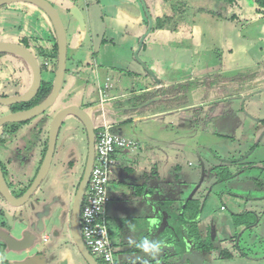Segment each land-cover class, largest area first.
<instances>
[{
  "label": "rangeland",
  "instance_id": "1",
  "mask_svg": "<svg viewBox=\"0 0 264 264\" xmlns=\"http://www.w3.org/2000/svg\"><path fill=\"white\" fill-rule=\"evenodd\" d=\"M46 1L54 7L66 31V71L50 108L29 121L3 125L8 135L0 137V163L14 195L35 174L57 112L69 106L88 109L112 102H100L99 89L106 78L119 77L111 92L125 95L111 103L114 109L134 104L128 97L146 87L142 78L147 85L153 84L134 58L148 25L142 9L139 14L120 11L115 0ZM182 1L170 0L173 11L181 15L164 26L170 31L182 29V34L177 33L175 38L151 32L138 58L162 82L165 92L177 89L181 103L177 104L190 111L187 116L192 118V135L171 122L170 114L149 116L164 109V104L152 106L154 103L141 114L116 111L110 131L142 143L162 131L166 140H175L180 154L179 169L173 170L178 181L175 177L171 181L177 192L172 209L193 193L201 206L202 239L211 240L215 247L201 253L198 264H264V11L259 10L256 0H230L229 6L218 7L222 14L219 21H200L199 32L190 35V22L182 16L186 11ZM146 3L152 17L162 9V4L155 6L153 0ZM13 7L15 12L0 8V14H5L6 22L8 15L19 14L21 19L13 22L16 34L17 24L25 27V17L32 16L21 13V3ZM37 60L42 84L52 83L56 61H52L54 69L50 70L44 67L42 57L37 56ZM9 88L3 81L0 96L12 95ZM253 92L257 93L247 96ZM19 106H0V115ZM97 112L100 110L91 111L95 120L99 119ZM135 116L141 119L135 121ZM217 116L233 119L231 132L218 133L213 123ZM12 127L16 130L11 131ZM175 135L180 137L176 139ZM86 156V133L77 117L68 115L60 127L48 174L31 199L21 207H10L0 197V262L20 263L41 255L45 264H86L72 242L69 223ZM229 171L233 175L230 180H218L219 176L230 175ZM241 213L250 215V226L236 236L232 218L237 219ZM173 224L180 226L178 218ZM107 225L116 252L110 221ZM26 238H31L26 247L12 245ZM222 252L231 256L224 257Z\"/></svg>",
  "mask_w": 264,
  "mask_h": 264
},
{
  "label": "crops",
  "instance_id": "2",
  "mask_svg": "<svg viewBox=\"0 0 264 264\" xmlns=\"http://www.w3.org/2000/svg\"><path fill=\"white\" fill-rule=\"evenodd\" d=\"M20 3L21 7L23 6L21 13L29 14L32 18L25 17V27H19L18 23V32L15 34L14 30L16 29V26L13 22L21 19L18 16L19 14L14 13L13 15H8L7 22L5 14H0V42L18 43L30 50L36 57L38 56L37 53L39 48L51 51L54 43L56 42L54 30L49 19L41 9L35 5L25 2L11 3L0 8H5V11L11 9V11L9 10L10 12H15L16 7H13L14 4ZM159 5H161V2ZM117 8H119L120 11L124 10L120 7ZM154 17L155 16L152 18ZM215 18L216 19L213 20V23L210 20L207 22L214 24L216 20L219 21L220 19L219 16H216ZM200 21L198 19V21L191 23L193 27L191 28L190 35L193 34L194 31H198L199 26L197 24ZM202 21L206 22V20ZM153 28L151 30L153 33H162V35H164V33L165 35L172 34L175 38L182 34V29L170 31L163 27L154 31ZM8 29L10 32H13L8 33ZM177 33H179V35H177ZM48 63L53 65V62ZM3 81L9 83V90L13 93L10 96L24 93L28 89L31 81L30 71L26 63L14 55L0 53V85ZM142 81L146 86L144 89L148 91L154 89V83L152 85H147L146 79L144 78H142ZM160 84L162 85L161 81ZM156 86L159 87L158 85ZM109 95L111 97L114 96L111 91L109 92ZM114 97L113 101L119 99L120 97H125V95ZM112 102L102 104L99 108L100 113L97 112L103 123L109 124L110 126L113 124L112 117L117 109L129 107L123 106L119 108L116 107V109H114L115 107L111 104ZM123 112L130 114L129 110ZM189 113L190 111H184L181 107L172 110H166V108H164L160 112L157 111V113L149 116L159 115L163 117L170 114L171 116L169 119L171 122H177L183 130L185 129L187 133L189 132L190 135H192V131L189 130L192 129V118L187 116ZM173 118H175V120ZM133 119L137 121L140 120L141 117L135 116ZM213 123L215 129L218 130V133L228 134L234 127L233 119L228 116H221V118L217 116L214 118ZM110 129L112 128L110 127ZM163 132L164 131H162L158 136L147 137V140H144V143L140 142V139L134 140L133 138L123 136L127 139L137 141L138 147L130 151H119L114 155L115 165L112 167L107 187L110 201L106 207V225L110 221L111 231L115 234V256L118 264H144L145 261H147L148 264H167L169 262H172V264H198L200 252L197 249L196 243H194L191 238H193L195 234L203 236V232L201 231L203 224H201L202 221L198 216L195 223H192V218L197 213V211L192 208H190L188 213L182 215L184 203L189 199H195L193 193H191L188 198L182 199L180 205L175 210L172 209V205L168 210V214L170 215L173 223L176 221V217H185L184 221L181 220L182 217L179 219L180 226H177L176 230L180 232L181 227L184 230V234L194 251V263L189 261L184 262L182 259L180 260V258L177 259V257H175V255H177V247H174L173 249L172 246L168 244V238L165 235L166 232L161 233L159 226L160 222L157 217L158 215L160 218L163 217V212L165 210L164 200L174 199V202L176 201L177 192L172 188L171 181L174 177V179H177L178 177V174L176 175L173 173V170L175 169L176 171V169H179L177 162L180 154V150L177 148L175 140H166V138L162 136ZM113 133L118 134V132ZM255 135L256 134H254V137ZM175 137L177 139L180 136L175 135ZM142 139H144V136ZM232 176L233 175H231V177L227 180H230ZM176 181H178V179ZM183 181L184 180L181 178L180 182ZM161 211L163 212L161 213ZM166 217L167 216H165V218ZM232 223L235 231L233 218ZM152 234L154 237H152ZM108 235L110 237L109 232ZM216 235H218V229H216ZM145 237H147L150 242H164V246L160 249L159 254L155 255L154 258L153 254L144 253L136 247V245H138ZM129 241H131V243Z\"/></svg>",
  "mask_w": 264,
  "mask_h": 264
},
{
  "label": "water",
  "instance_id": "3",
  "mask_svg": "<svg viewBox=\"0 0 264 264\" xmlns=\"http://www.w3.org/2000/svg\"><path fill=\"white\" fill-rule=\"evenodd\" d=\"M16 2H25L32 5H35L39 9H41L44 14L49 19L55 35L56 40V46H57V59H56V68L54 72V79L52 82V88L49 95L38 105L31 107L26 110H21L13 113H8L0 117V127H2L5 124H11V123H21L25 121H29L41 114H43L48 108H50L61 89V86L63 84V79L66 71V55H67V39H66V31L64 28V25L54 9V7L49 4L46 0H0V7H3L5 5L16 3ZM143 5L144 12L147 17L148 25L147 30L145 34L141 37L139 41V45L137 50L134 53L135 60L140 64V66L144 69V71L147 73L148 77L152 80L153 83L156 85H160V81L157 80L156 76L152 74L147 67L142 63L138 58V53L140 49L142 48L143 41L146 39V37L151 33V30L153 28V22L152 17L150 16L146 6ZM0 53H8L11 55H14L20 59L29 68L30 75H31V81L28 89L19 95L15 96H0V106L1 107H12L16 104H25L30 102L34 97L37 95L40 85H41V70L40 66L38 64L37 57L33 55V53L25 48L24 46L18 44V43H12V42H0ZM260 92V91H259ZM257 92L250 93L247 95L248 97L252 96ZM247 97V98H248ZM161 98L157 97L152 100H148L147 102L143 103L142 105H139L137 107H128V108H119L117 111H127V110H141L151 103H155L160 101ZM168 100V99H166ZM100 106L96 105L94 107L88 108V109H80L76 106H69L66 107L59 112H57L54 117L51 120L50 129L48 133V145L47 150L43 159V162L41 164V167L38 171L37 176L33 180L32 184L28 188V190L22 195V197L15 198L13 197L9 189L4 181V178L2 176L1 168H0V195L1 197L11 206H19L26 202L28 198L36 191V189L39 187L41 182L43 181L44 177L46 176L50 164L52 162L53 153L55 150L56 145V139L58 130L68 115H73L77 117V119L81 122L85 129L86 133V139H87V156H86V162L83 169V173L81 176V179L79 181V184L76 189V193L73 199L72 207H71V213H70V235L72 242L77 249L78 253L84 260L86 264H98L97 261L92 257V255L89 253L87 248L84 246L81 233H80V226H79V215H80V209H81V203L83 200L84 192L89 180L90 171L93 164L94 159V145H95V128L98 127L100 122H102V119L99 118L95 120L91 116V111L98 110ZM109 125V124H108ZM110 126V125H109ZM111 127V126H110ZM174 203V199H168L164 200L165 210L163 212V217H159V226L161 229V233L166 232L167 237V230H169L170 237L168 238V244L174 247H177L175 257L177 259L180 258L182 261H189L191 263H194L195 256L194 251L191 248V245L189 241L186 238V235L184 234V230L181 227V231H177V227L174 226L173 221L171 220L170 215L168 214V210L171 208V206ZM167 210V211H166ZM160 213V214H161ZM165 216H167L165 218ZM178 217H176L177 220ZM179 220V219H178ZM154 223V218H153ZM179 232V233H178ZM152 237L154 235L152 234ZM30 241L27 239L20 241V242H12V245L18 249H22L26 247ZM193 251V252H192ZM182 262V263H184ZM12 264H45L43 258L41 255H36L32 258H29L23 262L20 263H12ZM167 264H172V262H169Z\"/></svg>",
  "mask_w": 264,
  "mask_h": 264
},
{
  "label": "built area",
  "instance_id": "4",
  "mask_svg": "<svg viewBox=\"0 0 264 264\" xmlns=\"http://www.w3.org/2000/svg\"><path fill=\"white\" fill-rule=\"evenodd\" d=\"M44 65L49 67L48 62ZM118 81L105 79L103 87L99 89L101 103L114 100L115 97H111L109 92ZM137 147L136 141L112 133L110 126L103 121L95 128L94 159L81 203L79 226L84 246L100 264H118L106 225V207L110 201L107 187L115 165L114 155Z\"/></svg>",
  "mask_w": 264,
  "mask_h": 264
},
{
  "label": "flooded vegetation",
  "instance_id": "5",
  "mask_svg": "<svg viewBox=\"0 0 264 264\" xmlns=\"http://www.w3.org/2000/svg\"><path fill=\"white\" fill-rule=\"evenodd\" d=\"M235 0H233V2H234ZM115 2V5L117 6V7H120V8H122V9H125V10H128L129 12H134V13H137V14H139V12L141 11V9L143 10V12H144V9H143V3H144V5L146 6V8H147V10H148V12H149V14H150V16H151V13H150V10H149V8H148V6H147V3H146V0H135V1H133V2H131V1H126V0H115L114 1ZM139 2V3H138ZM227 2V3H226ZM229 2L231 3V1L230 0H191V2L189 1V0H183L182 2H181V4H183V7L182 8H184V9H186V11H184V13H183V18H185L186 19V21L187 22H190V29L193 27L192 26V22H195V21H198V19H199V21L201 20H206V21H208V20H210L211 22H213V20H215L216 18V16H219V17H221L222 16V14L220 13V12H218V7H220L221 5H223V6H225V5H227V6H229ZM153 3L155 4V1L153 0ZM161 6H162V9H159V13H158V15L157 16H155L154 18L155 19H157L158 17H161V18H165V17H169V16H171L172 14H173V19L177 16V17H179L181 14L180 13H178V12H175V11H173L174 10V8L172 7V5L170 4V2H161ZM233 4V3H232ZM235 4V3H234ZM159 5V4H158ZM155 6H157V4H155ZM216 6H218V7H216ZM216 7V8H215ZM259 10H261V11H264V7H262V6H259ZM145 13V12H144ZM185 14V15H184ZM146 15V14H145ZM152 17V16H151ZM183 20V19H182ZM203 22V21H202ZM142 47H143V45H142ZM141 50V49H140ZM44 65V64H43ZM53 65H50L49 64V67H45V65H44V67L46 68V69H50V70H53L54 69V67H52ZM55 70V69H54ZM148 76V75H147ZM42 83V82H41ZM52 84V83H51ZM143 84V83H142ZM155 84V83H154ZM233 84V83H232ZM41 86V85H40ZM51 88H52V86H51ZM261 91V90H260ZM147 93H151V97L149 98V99H147L145 102H147L148 100H152V99H155V98H157V97H160L161 98V100L160 101H166V99H168V100H170L172 97H169L167 94H166V92H165V89H164V87L160 84L159 85V87H157L156 86V84L154 85V89H152V90H146V89H142V90H140L138 93H134V94H132L130 97H133V96H137V95H144V94H147ZM176 97H178L177 95H176ZM175 97V98H176ZM145 102H143V103H145ZM159 102V101H158ZM143 103H141V104H139V105H142ZM156 103V102H155ZM139 105H137V106H139ZM137 106H134V105H130L129 107H137ZM9 108V107H8ZM20 108V107H19ZM21 110H26V109H19V110H10L8 113H13V112H17V111H21ZM139 110H130V114H133V113H137ZM210 111L213 113V108H210ZM7 113V114H8ZM1 116H3V115H0V117ZM214 120V119H213ZM63 123V122H62ZM62 125V124H61ZM61 127V126H60ZM82 127H83V125H82ZM219 127V126H218ZM11 129H13V130H11V131H15L16 129L13 127V128H11ZM83 129H84V127H83ZM59 130H60V128H59ZM59 130H58V134H59ZM84 131H85V129H84ZM58 134H57V137H58ZM8 135V130L6 129V130H4V127L2 126V127H0V137H6ZM1 139V138H0ZM56 141H57V139H56ZM47 145H48V136H47V139H46V148H45V151H44V153H43V155H42V157H41V160H40V162H39V164H38V167H37V170H36V172H35V174L33 175V177H32V179L30 180V182L28 183V185L25 187V188H23V189H21V191L19 192V193H17V194H12L11 192H10V190H9V192H10V194L13 196V197H15V198H19V197H22V195L28 190V188L30 187V185L32 184V182H33V180L35 179V177L37 176V174H38V171H39V169H40V167H41V164H42V162H43V159H44V156H45V153H46V150H47ZM56 146V145H55ZM54 152H55V150H54ZM53 155H54V153H53ZM53 158V157H52ZM50 166H51V164H50ZM69 168H73V166L71 165V164H69ZM0 168H1V172H2V176H3V178H4V170H3V166L1 165V163H0ZM49 169H50V167H49ZM49 171V170H48ZM47 174H48V172H47ZM47 174H46V176H47ZM45 176V177H46ZM45 177H44V179H45ZM43 179V180H44ZM5 181V180H4ZM6 183V182H5ZM42 183V182H41ZM7 185V184H6ZM41 185V184H40ZM39 185V186H40ZM39 188V187H38ZM37 188V189H38ZM9 189V188H8ZM36 189V190H37ZM36 192V191H35ZM34 192V193H35ZM33 193V194H34ZM33 194L28 198V200L26 201V202H24L23 204H21V205H19V206H15V207H21V206H23V205H25L30 199H31V197L33 196ZM0 197H1V195H0ZM2 198V197H1ZM3 199V198H2ZM4 200V199H3ZM5 201V200H4ZM6 202V201H5ZM7 203V202H6ZM8 204V203H7ZM9 205V204H8ZM10 207H13V206H11V205H9ZM71 213V212H70ZM71 217V216H70ZM8 219H11L9 216H8ZM69 223H70V221H69ZM28 241H30V239L31 238H26ZM200 252V251H199ZM201 253H206V252H200V255H201ZM199 259H201V257L199 258Z\"/></svg>",
  "mask_w": 264,
  "mask_h": 264
},
{
  "label": "trees",
  "instance_id": "6",
  "mask_svg": "<svg viewBox=\"0 0 264 264\" xmlns=\"http://www.w3.org/2000/svg\"><path fill=\"white\" fill-rule=\"evenodd\" d=\"M155 4H159L160 2H170V0H154ZM256 2L264 7V0H256ZM173 19V14L170 17H165V18H161L158 17L157 19L152 18V20H155L154 25V30L156 29H161L165 26L166 21L168 20H172ZM38 56L43 58V64L47 61V62H52V61H56L57 59V46H56V42L54 43L53 49L51 51H47L44 50L42 48L38 49ZM54 67V66H53ZM51 92V83L48 82H44L43 84L41 83V86L39 88V91L37 93V95L34 97V99H32L30 102L25 103V104H21V106H19V109H29L31 107H34L36 105H38L39 103H41ZM166 94L169 97H173V96H178L176 97L174 100L170 99V100H166V101H159L154 103L152 106L158 105V104H164V108H166V110H172L175 108H183L182 106H180V100H179V95L177 93V89H173L170 92H166ZM151 97V93H147L144 95H137V96H133V97H128L129 100L134 99V106H137L143 102H145L147 99H149ZM131 103V102H130ZM129 103V104H130ZM179 103V104H177ZM151 105H149L147 108H143L141 110H139L136 114H141L142 112L146 111L148 108L151 107ZM124 105H119V107H123ZM126 106V105H125ZM18 109V110H19ZM13 128V127H12ZM232 174H227L226 176H219L218 180H223L225 178V180L229 179L231 177ZM200 203L198 200L196 199H189L184 203V207L182 208V215L185 213H188L190 208H192L193 210H196L197 213L193 216L192 218V223L194 224L196 221L197 216L200 217L201 214V208H200ZM237 219L234 218V228H235V233L236 236H238L240 234L241 231H243L244 229L248 228L249 225V217L250 215L248 214H239L237 215ZM182 216H178V219H181ZM182 221L185 220V217L183 216ZM193 240L194 243H196L197 245V249L200 252H206L209 253L210 251H212L214 249L213 245L214 243L211 240H206V239H202V236L200 234H195L193 238H191ZM221 255H224L226 257H230V254L227 253H222ZM0 264H9L8 262H0Z\"/></svg>",
  "mask_w": 264,
  "mask_h": 264
},
{
  "label": "clouds",
  "instance_id": "7",
  "mask_svg": "<svg viewBox=\"0 0 264 264\" xmlns=\"http://www.w3.org/2000/svg\"><path fill=\"white\" fill-rule=\"evenodd\" d=\"M131 243V241H129ZM164 246L163 241H155V242H150V240L145 237L143 238L136 247L143 251L144 253H151L153 254V258L155 255H158L160 252V249ZM144 264H148L147 261L144 262Z\"/></svg>",
  "mask_w": 264,
  "mask_h": 264
}]
</instances>
